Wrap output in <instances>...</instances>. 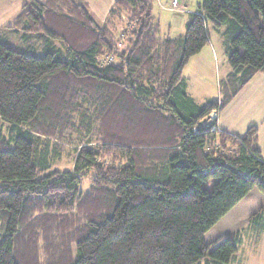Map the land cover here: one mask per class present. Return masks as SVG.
Listing matches in <instances>:
<instances>
[{"label":"trees","instance_id":"1","mask_svg":"<svg viewBox=\"0 0 264 264\" xmlns=\"http://www.w3.org/2000/svg\"><path fill=\"white\" fill-rule=\"evenodd\" d=\"M209 23L227 27L230 72L200 106L183 74ZM1 29L37 38L43 54L0 34V264L39 262L31 244L54 230L46 220L64 239L51 264L230 263L241 230L205 235L264 194V157L257 126L231 134L207 118L264 73V0H201L176 37L159 36L152 0H115L104 24L77 0H26ZM67 131L81 144L74 168L52 169L41 139ZM263 218L261 206L250 221Z\"/></svg>","mask_w":264,"mask_h":264},{"label":"rangeland","instance_id":"2","mask_svg":"<svg viewBox=\"0 0 264 264\" xmlns=\"http://www.w3.org/2000/svg\"><path fill=\"white\" fill-rule=\"evenodd\" d=\"M23 0H17L13 3L6 16L0 17V25L8 24L20 10ZM180 6H186V11H178L172 8V0H152L153 13L157 22L160 24L161 38L166 36H182L185 32L184 22L188 19L190 10L197 7L198 1L201 0H178ZM10 0H0V13H5L8 10ZM4 33H0L8 38L11 48L27 52L29 54L42 55L43 49L37 38L26 41L22 38V34L16 35L9 32V29H1ZM227 27L216 28L209 23L210 42L206 46H214L216 57L211 56L208 61H203L202 70L198 73L194 65H191L187 71V75L191 76L192 84L202 85L212 99L218 95V80L224 79L230 71L228 57L223 46L227 36ZM11 39V40H10ZM122 40V39H121ZM112 55L101 57V64H107L112 61ZM187 66V65H186ZM9 125L5 124L4 133L7 136ZM88 137V136H87ZM85 137V139L87 138ZM42 143H47L49 157L51 159L52 169L55 170H72L75 164V154L79 148L80 139L71 131H67L64 137L49 138L42 137ZM84 181L83 188L87 187ZM261 206L264 207V194L254 188L244 199H242L227 215H225L216 225H214L205 235L207 243L214 242L219 236H229L235 231L241 230L242 240L239 244L237 254L228 264H264V218L255 223L250 221V216L256 212ZM60 222L46 220L43 225H52L53 231L47 235L39 234L35 238V244H31L32 251L39 262L34 264H51L50 261L56 260L58 254H54L51 249L52 241L55 240L58 246H62L64 240L61 237V232L58 229ZM44 228V227H43ZM41 231V230H40ZM33 245L35 250H33ZM48 245V246H47ZM76 244H71L74 255H76ZM55 257V258H54ZM32 264V263H31ZM202 264H206L203 260Z\"/></svg>","mask_w":264,"mask_h":264},{"label":"crops","instance_id":"3","mask_svg":"<svg viewBox=\"0 0 264 264\" xmlns=\"http://www.w3.org/2000/svg\"><path fill=\"white\" fill-rule=\"evenodd\" d=\"M20 5V10L13 17L12 21L8 24H12L17 15L21 12L24 3ZM40 2H46L47 0H38ZM80 3L86 4L93 16L96 18L99 24H104L107 21L110 9L115 3V0H77ZM17 0H10L8 3V10L5 13H0V17L6 16V13L10 10L13 3ZM201 1H198L197 7L190 10V13H198ZM189 13V14H190ZM189 17V16H188ZM185 20L184 26L186 28ZM0 25V28L8 25ZM161 24V22H159ZM210 42V41H209ZM224 47V46H223ZM225 51V48H224ZM214 56L216 57V50L214 46H205L201 52L194 55L187 66L184 69V77L187 84V93L195 100V102L203 106L211 101H217L220 98V81L218 80L219 88L218 95L215 99H212L208 91L202 86L192 84L191 76L187 75V71L191 65H194L196 72L202 70L203 61ZM230 72V71H229ZM228 72V73H229ZM227 73V74H228ZM226 74V76H227ZM208 123L215 122V127L220 130H224L231 134H244L251 126H257L259 132V145L264 157V73L258 72L255 76L235 95V97L220 111L214 110L207 118Z\"/></svg>","mask_w":264,"mask_h":264},{"label":"built area","instance_id":"4","mask_svg":"<svg viewBox=\"0 0 264 264\" xmlns=\"http://www.w3.org/2000/svg\"><path fill=\"white\" fill-rule=\"evenodd\" d=\"M172 8L174 9V10H178V11H186V6L184 5V6H180V3H179V1L178 0H172Z\"/></svg>","mask_w":264,"mask_h":264}]
</instances>
